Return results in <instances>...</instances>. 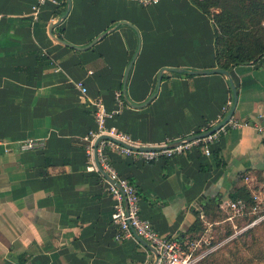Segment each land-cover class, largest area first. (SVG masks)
<instances>
[{"label":"crops","instance_id":"1","mask_svg":"<svg viewBox=\"0 0 264 264\" xmlns=\"http://www.w3.org/2000/svg\"><path fill=\"white\" fill-rule=\"evenodd\" d=\"M36 1L0 0V264H151L153 254L137 240L114 239L108 182L86 169L85 137L97 127L88 100L115 112L107 124L138 145L220 123L232 98L223 74L163 70L157 90L161 69L218 68L212 19L190 0H70L52 36L49 25L67 1H45L34 18ZM133 58L125 93L139 107L123 97ZM229 75L237 91L233 118L246 125L209 144L210 156L201 145L153 160L110 153L117 173L137 189L141 216L162 235L183 242L199 235L196 213L207 224L206 206L226 213L228 200L252 189L245 176L263 181L264 56ZM27 139L44 146L21 150Z\"/></svg>","mask_w":264,"mask_h":264},{"label":"built area","instance_id":"2","mask_svg":"<svg viewBox=\"0 0 264 264\" xmlns=\"http://www.w3.org/2000/svg\"><path fill=\"white\" fill-rule=\"evenodd\" d=\"M45 1L47 0H37L36 4L32 7L31 15L34 18L38 15L39 6ZM139 1L143 4L158 2V0ZM77 86L83 93L86 92V87L80 85V83H77ZM116 97L121 102V94L119 92L116 94ZM88 102L92 107V115L97 127L89 130L85 137L87 142L85 146L87 151L86 169L100 173L98 164L102 171L108 175L109 179L117 183L114 184L106 180L108 182L107 191L112 199L111 224L115 228L114 239L116 241H124L129 239L137 240L136 236L140 237L156 250L158 257L154 264H195L200 257L195 255L194 247L190 246L188 242L180 241L175 237L160 234L149 220L141 216L137 189L133 183L117 173L110 161V153L114 151L127 156L138 154L146 160H153L160 156L170 158L180 155L189 150L192 145H201L204 154L210 156L212 153L208 147L209 144L219 140L229 129L238 128L241 125H246V123L237 121L232 116L226 124L203 138L192 141L183 140L177 145L165 147L161 150H133L122 145V143L132 146L140 145L135 144L127 133L107 124V120L112 118L115 112L107 111L100 99L96 101L88 100ZM231 105L232 98L229 97L222 108L221 118L225 117ZM103 135L110 136L119 143L110 139L100 138L95 145L96 140ZM167 143L169 142L156 146H165ZM43 146L44 141L40 139H27L19 143L21 150H34ZM100 175L102 174L100 173ZM244 179L246 181H254V185L248 191V195L246 197L232 198L224 206L226 210L224 221H229L232 224L236 219L246 220V224L239 232L264 220V178L261 182L249 179L247 176ZM143 248L148 253H152L146 247L143 246ZM204 254L206 253L202 255ZM153 261L154 255L151 264Z\"/></svg>","mask_w":264,"mask_h":264},{"label":"rangeland","instance_id":"3","mask_svg":"<svg viewBox=\"0 0 264 264\" xmlns=\"http://www.w3.org/2000/svg\"><path fill=\"white\" fill-rule=\"evenodd\" d=\"M217 3L209 9L208 16L214 20V14L222 11L220 14L224 13V22L238 25L242 0H217ZM261 3L264 4V0ZM261 27H264V19ZM225 217L224 211L213 208L199 235L185 241L194 247L195 255L200 257L195 264H264V220L239 232L246 220L236 219L231 224L224 221Z\"/></svg>","mask_w":264,"mask_h":264},{"label":"trees","instance_id":"4","mask_svg":"<svg viewBox=\"0 0 264 264\" xmlns=\"http://www.w3.org/2000/svg\"><path fill=\"white\" fill-rule=\"evenodd\" d=\"M190 1L207 15L209 9L218 4L217 0ZM220 13H215L214 20H212L218 67L230 71L239 65L256 64L264 56V27H261V21L264 19V4L261 3V0H242L241 13L237 18L240 21L236 26L224 22L222 20L224 13ZM229 91L231 92L230 89ZM247 195L248 192L242 189L232 198L246 197ZM215 205L212 202L210 206H206L208 214L210 210L217 208ZM196 214L197 218L192 226L193 230L200 231L202 225L199 222L198 213Z\"/></svg>","mask_w":264,"mask_h":264},{"label":"water","instance_id":"5","mask_svg":"<svg viewBox=\"0 0 264 264\" xmlns=\"http://www.w3.org/2000/svg\"><path fill=\"white\" fill-rule=\"evenodd\" d=\"M66 1H67V8H66V11L64 12V14L61 16V18L58 21H56L55 23H52V24L49 25L48 30H49L50 35H52L53 28L61 22V19L65 18V16L67 15V12L69 11L71 2H70V0H66ZM105 34H106V32H103L102 34L98 35L87 46H85L83 48L86 49V48L91 47L98 39H100L103 36H105ZM64 44L67 45V46H69V47H72L74 49H77V50L83 49L82 47L73 46V45H71L69 43H66V42H64ZM134 58L129 62V64H128L126 70H125L124 76H123V97H124L125 102L128 103L130 106L139 107L142 104H137L136 105V104L129 103L128 100H127V97H126V93H125V83H126V80H127V75H128L129 69H130V67H131V65L133 63ZM163 70L170 71V72H174V73H185V74H188V75L215 74V73L223 74L225 77H227L228 82H229V85H230V89H231V92H232V105H231L228 113L223 118V120L220 123L214 125L212 128H210V129H208L206 131H203L201 133H195V134L190 135L188 137H184L183 139H178V140H175V141H171V142L167 143L165 146H142V145H140V146H132V145H127V144H123L122 143V145L127 146L130 149H133V150H142V151L161 150V149H163L165 147H172L174 145H177V144L181 143V141H183V140H185V141H192V140H195V139L203 138V137H205V136H207L209 134H212L213 132H215L216 130H218L221 126H223L224 124H226L229 121V119L234 114V110H235L236 103H237V91H236L235 84L233 83V80L231 79V77L229 75V71L228 70L223 69V68H219V67L218 68H214V69H197V70H188V69L177 68V67L164 68V69H161L159 71L158 76H157V90H158L159 83H160V81L162 79V72H163ZM155 95H156V92L153 93L147 99V101H150ZM100 138L110 139V140H113V141L118 142L117 140H115L114 138H112L110 136L103 135V136L99 137L96 140L95 145L99 141ZM97 166H98V170L100 171V173L103 175V177L107 181H109L111 183H114V184H117L115 181L109 179L108 175L104 171H102V169L99 167L98 164H97ZM136 239L138 240V242L141 245H143L144 247H146L148 250H150L153 253V255H154V261H153L152 264H154L156 262V260H157V257H158L156 250L152 246H150L147 242H145L144 240H142L140 237L136 236Z\"/></svg>","mask_w":264,"mask_h":264}]
</instances>
